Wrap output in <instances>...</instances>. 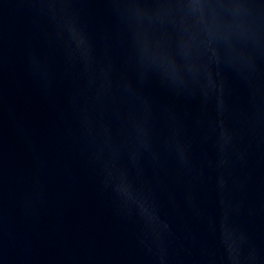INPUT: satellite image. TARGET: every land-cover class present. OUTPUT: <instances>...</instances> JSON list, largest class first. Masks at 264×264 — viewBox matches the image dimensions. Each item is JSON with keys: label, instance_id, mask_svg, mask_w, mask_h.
I'll use <instances>...</instances> for the list:
<instances>
[{"label": "water", "instance_id": "obj_1", "mask_svg": "<svg viewBox=\"0 0 264 264\" xmlns=\"http://www.w3.org/2000/svg\"><path fill=\"white\" fill-rule=\"evenodd\" d=\"M0 264H264V0H0Z\"/></svg>", "mask_w": 264, "mask_h": 264}]
</instances>
